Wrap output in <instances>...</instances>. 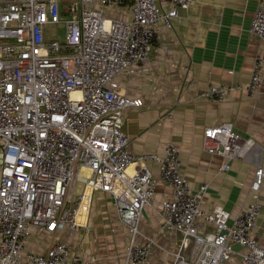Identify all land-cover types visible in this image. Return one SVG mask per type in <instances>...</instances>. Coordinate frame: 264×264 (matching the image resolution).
Listing matches in <instances>:
<instances>
[{
  "label": "built area",
  "instance_id": "1",
  "mask_svg": "<svg viewBox=\"0 0 264 264\" xmlns=\"http://www.w3.org/2000/svg\"><path fill=\"white\" fill-rule=\"evenodd\" d=\"M129 1V20L112 16L114 6ZM164 1L166 11L161 0H0V264H88L61 240L41 254L24 248L30 228L53 236L65 229L87 233L97 191L110 196L127 233L124 264H147L155 242L140 232L139 222L155 190L149 164L172 188L158 211L161 229L180 235L171 264H224L235 247L243 249L238 253L243 264H264L255 232L261 168L250 183L251 201L230 218L222 207L202 210L207 184L190 188L176 145L167 144L162 154L135 156L128 149L124 112L142 102L126 97L116 76L141 75L159 26L171 28L178 9L194 0ZM61 13L68 17L61 20ZM60 22L62 43L45 33ZM246 32L264 41V0ZM263 62L255 56L244 88L248 96L261 88ZM234 89L208 86L198 97L221 102ZM252 146V138L241 137L231 122L203 130L202 150L227 161L219 173L245 159ZM197 219L212 224L213 231L200 232Z\"/></svg>",
  "mask_w": 264,
  "mask_h": 264
},
{
  "label": "crops",
  "instance_id": "2",
  "mask_svg": "<svg viewBox=\"0 0 264 264\" xmlns=\"http://www.w3.org/2000/svg\"><path fill=\"white\" fill-rule=\"evenodd\" d=\"M258 3L259 0H194L186 10L178 9L171 28L159 26L143 73L130 78L120 74L116 81L126 97L142 102V106L124 112L123 130L129 151L135 156L162 154L167 144L176 145L190 188L207 184L201 201L205 213L222 207L230 218L237 216L251 201L250 183L256 169H262L261 215L255 232L264 249V67L259 92L248 96L244 89L255 56L264 61V41L246 32ZM120 7L111 12L119 19L129 20L130 1ZM161 7L168 9L164 0ZM219 85L235 89L221 102L198 97L208 86ZM224 122H231L241 137H251L253 146L245 159L229 162V170L219 173L226 159L203 151L201 144L205 128ZM148 166L156 184L151 204L142 211L139 230L155 242L147 264H171L180 235L161 229L158 211L163 201L171 199L172 188L160 179L155 165ZM132 168L128 167V171ZM196 223L200 232L213 231V225L202 219ZM30 231L25 253H45L53 241L61 240L80 261L124 264L127 233L118 222L110 196L102 191L94 193L87 233L65 229L53 236L35 228ZM136 240L143 242L141 237ZM234 250L224 264H243L238 254L243 249Z\"/></svg>",
  "mask_w": 264,
  "mask_h": 264
},
{
  "label": "rangeland",
  "instance_id": "3",
  "mask_svg": "<svg viewBox=\"0 0 264 264\" xmlns=\"http://www.w3.org/2000/svg\"><path fill=\"white\" fill-rule=\"evenodd\" d=\"M68 1H72V0H68ZM113 9L116 11H119L121 9V7H120V5H116L113 7ZM60 16H61L60 17L61 20H64L68 17V15H63V13H61ZM45 33H46L48 38H50V36H52V38L54 40H56L60 43L64 42V40H65V24H64V22L56 23V24H53V25L47 27ZM77 187L80 189L79 182L77 183Z\"/></svg>",
  "mask_w": 264,
  "mask_h": 264
},
{
  "label": "trees",
  "instance_id": "4",
  "mask_svg": "<svg viewBox=\"0 0 264 264\" xmlns=\"http://www.w3.org/2000/svg\"><path fill=\"white\" fill-rule=\"evenodd\" d=\"M112 16H115V15L112 13Z\"/></svg>",
  "mask_w": 264,
  "mask_h": 264
}]
</instances>
